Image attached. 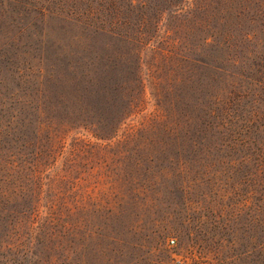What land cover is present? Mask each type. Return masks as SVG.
<instances>
[{"label":"rangeland","instance_id":"rangeland-1","mask_svg":"<svg viewBox=\"0 0 264 264\" xmlns=\"http://www.w3.org/2000/svg\"><path fill=\"white\" fill-rule=\"evenodd\" d=\"M146 1L145 93L105 134L53 110L117 64L91 0H0L8 264H264V0Z\"/></svg>","mask_w":264,"mask_h":264},{"label":"trees","instance_id":"trees-1","mask_svg":"<svg viewBox=\"0 0 264 264\" xmlns=\"http://www.w3.org/2000/svg\"><path fill=\"white\" fill-rule=\"evenodd\" d=\"M94 1L91 0L87 5V16L88 19L96 17L99 22L86 19L80 22L88 27L93 25L94 34L105 37L113 43L117 64L109 70H102L90 104L85 103V107L84 104L78 105V111L75 112L67 106L66 102L59 100L57 105H53V110L55 113L56 111L59 113L60 109L63 111V114L55 117V120L61 121L64 129L83 128L101 130L109 134L121 126L131 115L137 103L142 101L145 93L143 54L150 41L157 35L159 22L156 23L147 14L148 1L146 0H124L128 3V7L132 8L126 14L114 0H96L97 6L93 5ZM164 2L180 8V2L179 4H176L174 0H164ZM135 6H138V12L134 16L132 13L136 10ZM156 11L159 12V8ZM153 28L154 31L151 32ZM8 138L14 139L12 131H0V146ZM3 161L5 159L0 148V163ZM7 248L5 241H1L2 264H8L7 260L13 259L7 255L8 249L12 251V248Z\"/></svg>","mask_w":264,"mask_h":264},{"label":"built area","instance_id":"built-area-1","mask_svg":"<svg viewBox=\"0 0 264 264\" xmlns=\"http://www.w3.org/2000/svg\"><path fill=\"white\" fill-rule=\"evenodd\" d=\"M169 243H170L171 245H174V244H175V240H174V239H173V240H170ZM177 264H184V263L181 262V261H178Z\"/></svg>","mask_w":264,"mask_h":264}]
</instances>
